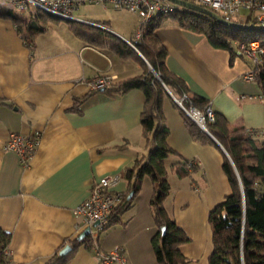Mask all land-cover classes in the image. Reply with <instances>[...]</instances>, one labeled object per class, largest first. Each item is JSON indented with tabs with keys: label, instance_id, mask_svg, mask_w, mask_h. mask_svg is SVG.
Masks as SVG:
<instances>
[{
	"label": "crops",
	"instance_id": "crops-1",
	"mask_svg": "<svg viewBox=\"0 0 264 264\" xmlns=\"http://www.w3.org/2000/svg\"><path fill=\"white\" fill-rule=\"evenodd\" d=\"M77 12L79 23L106 31L125 44L133 42L140 23L128 11L100 5H85ZM153 25H157L155 38L167 51L166 68L189 94L207 100L208 108L222 115L230 130L243 127L263 137L261 89L256 82L243 80L249 62L214 47L205 35L172 19L158 18L147 29ZM142 62L148 61L137 51L123 58L118 51L81 39L65 21L50 26L29 48L16 26L0 19V229L11 234L8 264H47L65 247L73 250L86 230L74 211L101 178L121 174L114 191L129 193L127 170L149 154L141 123L145 95L132 90L111 97L90 84L108 78L113 87L140 76ZM89 94L81 113L73 111L74 101ZM163 112L167 144L179 155L166 160L171 191L165 208L190 239L180 247L187 264H209L213 250L209 214L231 193L222 169L228 155L214 138L218 147L191 136L173 99L164 100ZM12 133L40 138L28 167L4 150ZM182 160L190 165L184 178L176 173ZM152 197L153 184L146 177L119 222L98 237L90 236L97 238L94 247L81 244L68 264H101L98 253L117 249L126 264H159Z\"/></svg>",
	"mask_w": 264,
	"mask_h": 264
},
{
	"label": "trees",
	"instance_id": "trees-1",
	"mask_svg": "<svg viewBox=\"0 0 264 264\" xmlns=\"http://www.w3.org/2000/svg\"><path fill=\"white\" fill-rule=\"evenodd\" d=\"M7 1L9 5L10 0ZM43 15L41 21L39 19L35 21L25 18L12 8L0 12V19L11 21L25 44L33 48L37 36L45 33L50 26L64 22L62 19ZM163 18L172 19L182 28L205 35L214 47L229 51L232 57H235V48L242 43L258 41L264 47L263 30L249 31L226 27L206 15L184 8ZM225 19L241 25H258L257 22L249 19ZM65 22L74 34L91 44L118 51L123 58L135 54L130 46L106 31L79 22ZM156 27L157 25L149 27L137 45L139 52L152 67V71L142 62L143 73L140 76L116 83L111 89H105L106 94L111 97L121 96L132 90H140L144 93L146 100L141 123L145 139L149 144L146 160L136 161L126 172L130 191L128 194H122L120 211L111 219L110 227L117 224L120 216L131 207L133 199L141 190L144 178L149 177L153 184L150 207L157 228L153 239L155 246H158L155 253L156 260L159 264H187L189 260L183 256L180 247L189 243L190 239L170 218L165 208V201L171 191L166 160L170 156L179 155L167 144L169 129L163 122V103L165 99H172L164 85L177 99L187 95L188 99L183 102L186 109L193 106L200 112L206 113L208 102L200 96L190 95L183 82L168 71L165 65L167 51L159 45L154 36ZM153 72L160 76V80ZM256 72V83L264 99V61ZM90 97L91 94L76 99L72 110L81 113V107ZM181 113L195 140L216 147L218 142L228 155L225 156L222 169L231 186V193L209 214L213 245L209 264H264V139L258 140L256 137L259 134L247 131L243 127L230 130L227 120L214 112V123L206 125L209 135L182 110ZM188 167H190L189 162L182 160L176 167L177 175L184 178L189 173ZM133 180H135L134 184L131 183ZM131 194L133 195L130 198ZM163 228L165 233L162 231ZM10 242L11 234L0 229V264L9 263L5 252L9 249ZM81 244L92 249L94 240L88 236L82 241L74 242L73 250L69 254L61 256L60 250L47 264H68Z\"/></svg>",
	"mask_w": 264,
	"mask_h": 264
},
{
	"label": "built area",
	"instance_id": "built-area-1",
	"mask_svg": "<svg viewBox=\"0 0 264 264\" xmlns=\"http://www.w3.org/2000/svg\"><path fill=\"white\" fill-rule=\"evenodd\" d=\"M193 5L207 9L219 16L230 19L252 20L258 25H264V0H189ZM100 5L115 10L128 11L140 19L133 42L126 41L139 54L137 45L141 42L147 27L158 18L177 13L182 8L168 0H10L9 5L17 10L33 9L40 14L50 15L64 21L81 22L75 13L85 5ZM95 25V24H94ZM108 30L103 25H96ZM235 56L248 59L254 64L253 69L244 75L246 82H256L257 70L264 61V47L258 41L239 44L234 50ZM150 70L152 67L147 62ZM93 90L111 87L110 79L99 78L90 84ZM188 99L184 95L177 101L178 107L200 128L207 130V123H214V114L210 108L202 113L191 106L186 109L183 102ZM178 100V99H177ZM208 131V130H207ZM40 143L38 135H23L12 133L4 146L6 152L15 153L24 167L30 165ZM122 180L121 174L107 175L96 182L86 199L74 211L76 217H82L84 227L91 229V237H98L110 227L111 219L116 216L123 201L121 193L114 191ZM96 225V226H95ZM95 244V243H94ZM101 264H126L120 249L101 254L98 253ZM10 252L6 250L5 257L10 259Z\"/></svg>",
	"mask_w": 264,
	"mask_h": 264
},
{
	"label": "water",
	"instance_id": "water-1",
	"mask_svg": "<svg viewBox=\"0 0 264 264\" xmlns=\"http://www.w3.org/2000/svg\"><path fill=\"white\" fill-rule=\"evenodd\" d=\"M169 2L181 7V8H184V9H187L189 11H192V12H196V13H201L203 15H206L214 20H216L219 24L223 25V26H226V27H230V28H235V29H240V30H249V31H264V25L261 24V25H241V24H237V23H233L207 9H204L202 7H199V6H196V5H193L187 1H184V0H168ZM155 75H156V78L158 80H160V76L153 72ZM167 93L169 94L170 97H172L174 99V97L172 96L171 92L166 88V86L164 85ZM205 133L209 134V132L203 128H201ZM210 135V134H209ZM96 226V225H95ZM163 233H165V228L162 229ZM91 235V229L90 228H87L82 234L81 236L79 237V241H82L84 240L86 237L90 236ZM72 251V248L70 246H67L65 247L61 252H60V255L61 256H65L67 255L68 253H70Z\"/></svg>",
	"mask_w": 264,
	"mask_h": 264
},
{
	"label": "rangeland",
	"instance_id": "rangeland-1",
	"mask_svg": "<svg viewBox=\"0 0 264 264\" xmlns=\"http://www.w3.org/2000/svg\"><path fill=\"white\" fill-rule=\"evenodd\" d=\"M184 1H189V0H184ZM13 7L12 6H10V5H8V1L7 0H0V12H3V11H7V10H10V9H12ZM13 9H15V11L16 12H18V13H20V14H22L25 18H27V19H32V20H35V21H37V19H39L40 21H41V19H43L44 18V15L43 14H40V13H38V12H36V11H34L32 8L31 9H26V10H17L16 8H13ZM77 14H78V12L77 13H75V16H77ZM230 19V18H229ZM240 59H242V60H245V61H247V62H249V64L250 65H248V67H249V72L253 69V67H254V64L251 62V61H249L248 59H243V58H240ZM152 71V70H151ZM248 72V73H249ZM167 88V87H166ZM168 89V88H167ZM166 90V89H165ZM169 90V89H168ZM173 96V95H172ZM174 97V102L176 103L177 101H179L180 99H178L177 100V97L176 96H173ZM176 97V98H175ZM177 104V103H176ZM178 106V105H177ZM193 121V120H192ZM194 122V121H193ZM196 124V123H195ZM197 125V124H196ZM198 126V125H197ZM199 127V126H198ZM200 128V127H199ZM201 129V128H200ZM258 140H261V141H263V137H261L260 135L258 136V137H256ZM101 234H103V233H101ZM100 234V235H101ZM97 241V238H95L94 239V243Z\"/></svg>",
	"mask_w": 264,
	"mask_h": 264
}]
</instances>
